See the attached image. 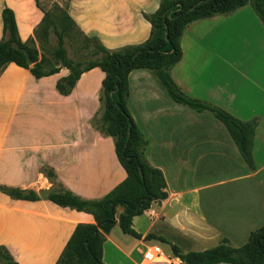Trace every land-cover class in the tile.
Wrapping results in <instances>:
<instances>
[{
    "label": "crops",
    "instance_id": "obj_1",
    "mask_svg": "<svg viewBox=\"0 0 264 264\" xmlns=\"http://www.w3.org/2000/svg\"><path fill=\"white\" fill-rule=\"evenodd\" d=\"M49 1H63L78 29L110 51L147 41L152 26L145 15L159 7L158 0ZM5 9L14 12L21 41L35 39L45 18L37 0H0V41ZM181 47L182 60L171 74L187 95L240 120H258L256 170L247 167L213 114L172 101L152 71L131 72L129 111L148 141L145 158L163 172L169 196L133 219L141 239L124 234L119 225L112 229L103 247L105 264H145L144 253L154 245L164 251L175 245L187 254L227 239L238 248L264 225V25L247 5L228 16L194 22ZM59 68L41 79L13 63L1 73L0 186L43 197L56 189L43 173L45 165L75 195L98 200L127 178L113 138L92 124L101 109L105 73L99 68L83 73L72 93L63 96L57 83L70 71ZM228 173L227 179L213 178L215 183L204 177ZM123 212L117 208V219ZM80 224L94 226L96 221L43 198L15 200L0 192V246L18 264H57ZM155 237L168 242L158 243Z\"/></svg>",
    "mask_w": 264,
    "mask_h": 264
},
{
    "label": "trees",
    "instance_id": "obj_2",
    "mask_svg": "<svg viewBox=\"0 0 264 264\" xmlns=\"http://www.w3.org/2000/svg\"><path fill=\"white\" fill-rule=\"evenodd\" d=\"M158 1L157 11L145 15L152 26L150 38L140 45L119 51H110L97 38L85 36L66 11V22L77 30L86 47L93 48L94 56L102 55L84 69H79L67 59L64 37L59 34L57 57L61 64L45 70L43 62L39 60L38 50L30 45L33 41H21L14 12L10 9L3 11L0 75L12 63L29 70L36 79L52 76L59 72V67H64L70 74L58 81L57 89L61 95L68 96L83 73L95 68L105 73L100 94L101 109L92 124L102 134L113 138L117 158L127 173L124 182L98 200H87L75 195L58 181L55 171L45 165L42 167L43 173L56 189L43 197L33 191L0 186V192L12 199L38 201L43 198L62 208L88 213L95 218L94 226L80 224L76 227L57 264H105L103 247L112 229L119 225L124 234L141 239V235L133 229V219L143 215L153 203L168 199L164 174L147 162L145 152L148 141L129 111V76L135 70L152 71L175 103L199 113L213 114L226 128L247 167L256 170L253 141L258 120H240L210 102L187 95L176 84L171 72L182 60L181 39L191 24L216 16H228L250 5L264 25V0ZM118 207L124 208L119 219L116 217ZM172 250L173 256L186 264H264V225L251 232L247 243L238 248L223 239L218 246L203 252L183 254L176 246ZM0 264H18L4 246H0Z\"/></svg>",
    "mask_w": 264,
    "mask_h": 264
},
{
    "label": "rangeland",
    "instance_id": "obj_3",
    "mask_svg": "<svg viewBox=\"0 0 264 264\" xmlns=\"http://www.w3.org/2000/svg\"><path fill=\"white\" fill-rule=\"evenodd\" d=\"M38 3L41 5V9L45 13V20L35 32V39H32L33 42H30V45L38 50L39 60L43 62L45 70H50L61 64L57 57L59 34H62L64 37V50L66 51L67 59L79 69L86 68L88 65L96 62L102 57V55L94 56L92 54L93 48H87L84 39L77 30L66 22V7L62 5L63 1L59 4L57 2L51 3L49 0H38ZM204 177H209V181L215 183L216 179L218 181L225 178L227 179L229 173L225 175H211ZM153 237L154 236H152V238ZM150 238L151 235L146 237L147 240ZM155 238L158 240V243L168 242V240L164 238ZM129 240L134 241L131 238H129ZM173 246L175 245H171V250L169 251L163 246L168 255H174L172 250Z\"/></svg>",
    "mask_w": 264,
    "mask_h": 264
},
{
    "label": "built area",
    "instance_id": "obj_4",
    "mask_svg": "<svg viewBox=\"0 0 264 264\" xmlns=\"http://www.w3.org/2000/svg\"><path fill=\"white\" fill-rule=\"evenodd\" d=\"M143 260L145 264H186L178 257L167 255L159 245L149 247L144 253Z\"/></svg>",
    "mask_w": 264,
    "mask_h": 264
}]
</instances>
